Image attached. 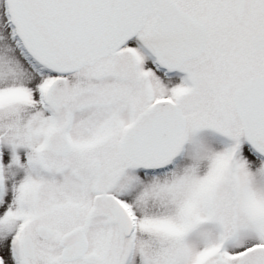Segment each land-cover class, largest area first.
Wrapping results in <instances>:
<instances>
[{
  "label": "snow or ice",
  "instance_id": "6c2138e0",
  "mask_svg": "<svg viewBox=\"0 0 264 264\" xmlns=\"http://www.w3.org/2000/svg\"><path fill=\"white\" fill-rule=\"evenodd\" d=\"M0 264H264V0H0Z\"/></svg>",
  "mask_w": 264,
  "mask_h": 264
}]
</instances>
